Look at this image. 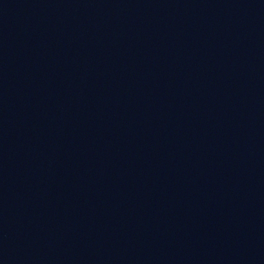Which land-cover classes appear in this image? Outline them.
<instances>
[{
	"label": "water",
	"instance_id": "obj_1",
	"mask_svg": "<svg viewBox=\"0 0 264 264\" xmlns=\"http://www.w3.org/2000/svg\"><path fill=\"white\" fill-rule=\"evenodd\" d=\"M0 264H264V0H0Z\"/></svg>",
	"mask_w": 264,
	"mask_h": 264
}]
</instances>
